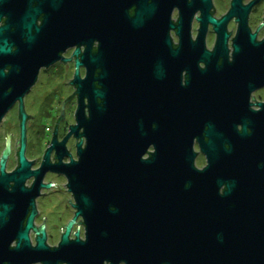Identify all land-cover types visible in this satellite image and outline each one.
I'll use <instances>...</instances> for the list:
<instances>
[{"label":"water","instance_id":"95a60500","mask_svg":"<svg viewBox=\"0 0 264 264\" xmlns=\"http://www.w3.org/2000/svg\"><path fill=\"white\" fill-rule=\"evenodd\" d=\"M4 1L0 0V19ZM79 2L67 13V37L72 45L87 46L81 56L87 76L75 80L76 124L61 143L53 141L43 162L47 167L51 149L57 148L58 163L52 170L66 176L76 215L87 228V242L75 240L78 248L66 258L71 264H264V104L249 113L250 124L234 119L241 132L231 118L233 107L247 103L249 93L264 86V59H249L245 75L212 78L213 87L207 90H195L190 83L182 91L162 90L151 86L150 80L162 79L158 73L150 76L133 64L140 61L135 57L143 52L139 48L156 34L136 38L143 37L140 31L146 24L153 30L172 27L170 12L182 8L183 0H120L118 8L114 0H89L86 10ZM239 4L240 0L233 1L230 15ZM36 13L27 8L12 27L24 40V64L39 58L31 34ZM225 20L209 19L216 27ZM9 28H0V55L11 52L2 34ZM254 37L250 35L251 40ZM221 38L224 41L226 35ZM94 40L101 42L95 55ZM62 41L59 35L56 54L62 51ZM46 53L40 52L43 62ZM79 53L77 49L75 54ZM3 79L0 69V120L19 98L12 95L18 91L6 92ZM168 105L181 109L182 119L153 121L158 108ZM22 133L25 136L24 122ZM72 135L79 140L77 160L64 164L62 159L68 156L64 146ZM195 142L207 161L203 170L195 167ZM152 147L154 153L147 157ZM24 149L23 145L14 173L7 175L1 168L0 199L16 201L25 193V179L41 174L28 171L31 164ZM8 182L15 183L10 193ZM223 184H228L227 190L220 195ZM10 210L3 205L1 224ZM17 236L28 240L26 233ZM67 242L64 235L61 246Z\"/></svg>","mask_w":264,"mask_h":264},{"label":"flooded vegetation","instance_id":"af4514ba","mask_svg":"<svg viewBox=\"0 0 264 264\" xmlns=\"http://www.w3.org/2000/svg\"><path fill=\"white\" fill-rule=\"evenodd\" d=\"M119 1L114 0L117 8ZM233 1L208 0V3H203L202 0H183L182 8L174 7L170 12L168 24L172 27L158 26L153 30V25L146 24L145 30L140 31L143 37L136 40L156 36L147 39V43L139 48L140 52L149 53L144 56L143 52L137 53L136 62L140 61L133 63L136 69L138 66L150 76L158 73L162 79L150 80L151 86L166 91H182L188 83L195 90H207L213 87L212 78L216 76L245 75L249 59H264V0H240L238 9L230 15ZM77 4H80L79 0L76 3L74 0H5L2 4L0 28L10 27L2 34L11 45L9 54L0 55V69L4 74L2 86L7 93L18 91L12 95L19 98L0 120V175L2 167L7 175L18 169L23 145L25 159L31 164L28 171H41V174L25 179L22 184L25 193L16 201L0 199V211H3V205L11 209L4 217L5 223L0 222V264H71L65 254H71L78 248L75 240L83 244L87 242V228L84 219L76 215V202L69 182L65 175L52 170L58 163L57 148L51 149L48 166L43 167L46 152L53 141L61 143L76 124L79 100L75 80L76 76L81 80L87 76L88 68L81 60L87 46L72 45L67 37V13ZM81 6L84 10L88 9L89 0H82ZM29 7L37 10L31 34L35 37L39 58L24 64L21 52L24 40L13 33L12 27L19 14ZM135 10V6L129 10L131 17L135 15ZM209 19L214 22L226 20L216 27ZM221 34L226 35L224 41ZM59 35L63 45L62 51L56 54ZM250 35L255 36L253 40ZM87 39L88 36H85ZM100 45V41H93V55ZM43 49L48 52L44 62L40 55ZM77 49L80 50L78 55L75 54ZM78 62L82 64L77 66ZM101 72L98 69L96 74ZM98 88L102 89L101 86ZM260 104H264V86L250 92L247 103L232 108L231 118L238 123V132L242 131V126L234 119L250 124L249 117L253 115L249 113L260 111ZM156 114L158 117L153 121L157 123L160 119L168 122L174 118L182 119L181 109L170 105L158 108ZM23 122L25 136H22ZM247 133L251 134L250 128ZM78 142L74 135L68 138L64 146L68 153L62 159L64 164L72 158L77 160ZM193 149L196 153L195 167L203 170L207 161L197 142ZM148 151L147 157H150L154 153L153 147ZM228 184L219 188L220 195L227 190ZM14 185V182L7 183L8 193ZM12 218L16 219V223H11ZM29 220L30 228L25 231ZM18 233H26L27 242L19 239ZM64 235H67L68 242L61 246ZM40 242L42 248L39 247ZM103 264L110 263L105 261ZM118 264L126 263L120 261Z\"/></svg>","mask_w":264,"mask_h":264}]
</instances>
